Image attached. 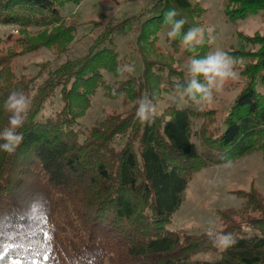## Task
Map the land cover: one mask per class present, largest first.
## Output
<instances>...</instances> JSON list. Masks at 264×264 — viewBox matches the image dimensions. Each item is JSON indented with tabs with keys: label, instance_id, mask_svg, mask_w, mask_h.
<instances>
[{
	"label": "trees",
	"instance_id": "trees-1",
	"mask_svg": "<svg viewBox=\"0 0 264 264\" xmlns=\"http://www.w3.org/2000/svg\"><path fill=\"white\" fill-rule=\"evenodd\" d=\"M230 3L236 4L226 5L230 22L264 14V0ZM60 8L56 0H0V27L38 30L36 36L26 32L27 38L17 40L18 50L0 48V131L9 126L10 113L3 105L13 90L23 91L31 101L24 125L17 130L22 143L14 154L0 150V264H264V199L252 189L237 193L239 209L217 212L220 228L215 231L231 233L235 240L227 249L215 247L206 232L167 229L195 173L254 154L264 161V36L256 38L259 50L241 71L245 82L227 110L223 128L209 132L204 116L193 134L192 118L200 114L189 108L174 105L151 125L139 122L137 101L147 93L157 103L163 73L178 83L186 81L160 59H148L144 51L139 78L119 75L117 54L102 45L109 42L107 30L83 56L17 78V57L41 49L57 55L67 52L75 27L64 22ZM170 9L178 11L177 19L187 20L183 31L198 27L200 13L190 0H158L139 30L136 42L141 50L154 48L152 37L170 30L164 23ZM205 39L184 54L190 59L206 55L210 46ZM181 46V38L169 42L174 54ZM103 72L124 80L108 87ZM101 88L112 99L123 93L130 109L109 115L80 140L78 119ZM56 92L60 110L37 120ZM193 135L201 141L200 151ZM202 253L217 258L194 259Z\"/></svg>",
	"mask_w": 264,
	"mask_h": 264
},
{
	"label": "rangeland",
	"instance_id": "rangeland-1",
	"mask_svg": "<svg viewBox=\"0 0 264 264\" xmlns=\"http://www.w3.org/2000/svg\"><path fill=\"white\" fill-rule=\"evenodd\" d=\"M61 5L60 15L64 22L75 27L74 39L70 43L67 52L57 55L55 51L41 49L35 53L17 57L14 62V73L17 78L34 76L39 67L48 64L51 69L62 65L67 60H74L83 56L87 50L94 46L95 41L100 38L104 30L111 32L109 42L102 44L112 53L117 54L116 65L123 67L130 65L134 68L132 73H124L131 78H139L142 74V52L151 61L160 59L168 70L181 73L187 81L188 73L186 64L190 60L184 54L181 46L177 53L169 48L171 39L167 37L168 30H161L153 40L155 47L147 46L141 50L137 45L139 30L146 20L151 16L153 6L158 0H56ZM234 0H190L192 7L198 11L196 20L198 27L204 29L212 28L214 40L210 50L222 49L232 55L239 63L236 65L238 78L228 81L221 93L217 94L215 102L210 106H204L202 110L184 100L176 98L169 99L174 94L175 85L178 83L176 77L166 78L167 73L162 74L163 82L157 96V111L161 116L172 106L177 108H189L199 116L192 118V132L197 134L202 126L204 116L208 122L209 132L223 128V120L233 100L243 88L245 78L241 71L245 63L254 59L251 56L258 52L259 45L257 37L264 36V14L244 20L230 22L225 17V8H234L231 4ZM36 36L37 29L23 30L18 26H1L0 36L3 40L0 48L5 50H18L17 40ZM207 36V32L205 33ZM156 46L158 48H156ZM144 57V56H143ZM105 85L108 87L115 82H123V78H114L111 74L103 72ZM168 77H171L170 75ZM257 90H262L258 87ZM101 88L91 98V103L78 119V132L80 140L95 126H98L111 114H124L129 111L130 106L119 98L112 99ZM61 108L58 93L50 99L39 113L37 120L42 121L49 116L55 115ZM203 115V116H202ZM216 133V131H215ZM192 143L197 151H200L201 141L193 135ZM254 190L264 199V161L261 155L254 154L224 166L210 165L195 173L190 180L184 194V203L174 214L171 224L167 227L169 231L186 232L188 234L200 235L207 231L209 221L213 222L215 229L220 228L218 211L239 209L242 201L238 198V192ZM257 217V215H252ZM221 249V248H219ZM217 256L213 254H199L195 260L212 261Z\"/></svg>",
	"mask_w": 264,
	"mask_h": 264
},
{
	"label": "clouds",
	"instance_id": "clouds-1",
	"mask_svg": "<svg viewBox=\"0 0 264 264\" xmlns=\"http://www.w3.org/2000/svg\"><path fill=\"white\" fill-rule=\"evenodd\" d=\"M179 15L176 9H170L164 14V23L170 25L167 37L171 40L181 38L182 46L188 51H194L197 46L206 42L211 44L214 40L213 29L207 30L202 27H191L186 32L183 31L187 20L183 17L177 19ZM239 63L236 58L222 49L209 51L200 58H191L186 64L188 79L184 83H177L174 94L169 97L171 100L179 98L190 102L198 109L210 106L215 102L217 94L221 93L228 81L236 80L238 72L236 65ZM134 68L124 65L117 68V73H132ZM115 94V93H114ZM123 99V93L120 94ZM136 118L141 124L151 125L158 115V105L155 97H150L147 93L137 101ZM31 101L23 91L13 90L4 101V110L10 113L8 117V127L0 131V150L8 154H14L23 141V135L17 130L24 125L27 113L30 110ZM230 164V162H229ZM206 235L217 248L227 249L235 243L231 233H218L215 225L209 221Z\"/></svg>",
	"mask_w": 264,
	"mask_h": 264
},
{
	"label": "snow or ice",
	"instance_id": "snow-or-ice-1",
	"mask_svg": "<svg viewBox=\"0 0 264 264\" xmlns=\"http://www.w3.org/2000/svg\"><path fill=\"white\" fill-rule=\"evenodd\" d=\"M46 259H47V257H46Z\"/></svg>",
	"mask_w": 264,
	"mask_h": 264
}]
</instances>
